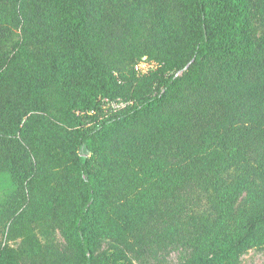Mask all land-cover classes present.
<instances>
[{
  "label": "trees",
  "instance_id": "trees-1",
  "mask_svg": "<svg viewBox=\"0 0 264 264\" xmlns=\"http://www.w3.org/2000/svg\"><path fill=\"white\" fill-rule=\"evenodd\" d=\"M1 182L0 264L264 251V0H0Z\"/></svg>",
  "mask_w": 264,
  "mask_h": 264
},
{
  "label": "rangeland",
  "instance_id": "rangeland-1",
  "mask_svg": "<svg viewBox=\"0 0 264 264\" xmlns=\"http://www.w3.org/2000/svg\"><path fill=\"white\" fill-rule=\"evenodd\" d=\"M154 64L146 62L145 60H141L140 62H138L137 64V69L139 72L145 73L148 69H151L153 67ZM123 106L122 105H118L117 108L121 109ZM8 188L6 187V183L5 182H1L0 184V201H1V197L3 195H5L8 192ZM191 205L194 206L195 211L198 214H204V215H209V209H208V205L204 202V200L202 199H197V201L195 200L194 196L191 197ZM1 228V227H0ZM36 235L38 237V239L40 240V242L42 244H48L50 242H57V241H61L60 235L58 233V231H53L51 233H49V235L45 236L42 235L39 230H35ZM4 235H2V230L0 229V246L2 245V242L4 240ZM20 242L21 240H17L15 243H10L11 246L14 247H20ZM62 243V242H61ZM63 244V243H62ZM107 244L105 245L104 248H106ZM184 253H177V252H172L169 257L164 260L163 263H153V262H149V261H140L138 259H136L135 257H133L132 255L127 253V256L130 258V263L131 264H181V262H183V259L185 258ZM26 264H35L34 261L32 260H27ZM240 264H264V251H260V250H250L247 253H245L244 255L241 256L240 259Z\"/></svg>",
  "mask_w": 264,
  "mask_h": 264
},
{
  "label": "water",
  "instance_id": "water-1",
  "mask_svg": "<svg viewBox=\"0 0 264 264\" xmlns=\"http://www.w3.org/2000/svg\"><path fill=\"white\" fill-rule=\"evenodd\" d=\"M186 69H187V67H186V68H184L182 72L186 71Z\"/></svg>",
  "mask_w": 264,
  "mask_h": 264
}]
</instances>
